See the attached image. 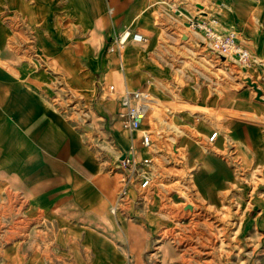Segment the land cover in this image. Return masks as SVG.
Listing matches in <instances>:
<instances>
[{"label": "rangeland", "instance_id": "rangeland-1", "mask_svg": "<svg viewBox=\"0 0 264 264\" xmlns=\"http://www.w3.org/2000/svg\"><path fill=\"white\" fill-rule=\"evenodd\" d=\"M23 1L22 13L17 0H0V32L14 28L30 47L20 44L21 64L30 71L37 59L35 72H45L52 92L47 97L40 87H27L50 107L52 125L68 129L62 139L50 137L48 149L69 170L55 171L57 182L35 195H44L41 221H29L27 229L52 234L47 246L40 244L54 251V263L88 264V251H98L99 264H264V0H141L138 17L126 27L146 41L128 45L120 57L109 50L112 32L106 31L108 7L112 15L116 10L112 0ZM79 3L88 5L84 24L77 19ZM175 3L181 6L175 9ZM209 7L248 50V60L212 53L186 27L181 15ZM35 30L53 47L37 49ZM133 46L142 50L140 57H127ZM6 83L0 80V99L11 92ZM125 89L151 95L141 125L153 132L151 147L141 145L140 131L122 127ZM6 114L0 105V118ZM74 138L92 153L95 171H83L90 167L87 157L74 164L58 157L62 149L79 150ZM7 139L0 133V178L15 142ZM131 140L137 159H149L146 190L121 165ZM95 183L109 189L108 217L84 215L85 207H101L100 200L83 199L84 184ZM28 204L26 199V209Z\"/></svg>", "mask_w": 264, "mask_h": 264}, {"label": "crops", "instance_id": "crops-1", "mask_svg": "<svg viewBox=\"0 0 264 264\" xmlns=\"http://www.w3.org/2000/svg\"><path fill=\"white\" fill-rule=\"evenodd\" d=\"M112 1L116 10L112 15V10L108 7L110 22L107 24L106 31L112 32L108 38H111L115 33L124 29L127 24L133 23L135 18L138 17L137 15H139L137 8L143 5L141 0ZM153 4V1H151L149 7L152 8ZM16 5V12L21 11L23 13L25 8L24 1L17 0ZM75 5L78 8L77 19L81 21V24H84L86 20L85 14H87L85 9L88 8V5L83 3H79L78 6L77 4ZM180 6V3L174 4L175 9H178ZM154 7L157 8L155 5ZM227 9L230 12L232 10L230 6ZM147 17L143 18L146 19ZM136 25L142 27V22L139 25L136 23ZM132 30L137 31L135 28H132ZM34 33V41L37 49L53 47L41 37L37 30ZM18 35L14 31V28H11L9 31L4 30L0 32V80H6L7 83L4 85H7L11 91L6 94V99H0V105L5 106L7 112L6 115H2L0 118V133L5 139L8 138L6 140L7 142H12V139L15 140L11 144V147H9L10 154L6 155L7 159L3 166H1V169L4 170V177L0 178V250L5 244H10L11 247L6 251H0V264H55L54 251L50 250L49 247H41L40 244L42 242L44 246H47L53 238L52 234L49 231L46 233L42 232V230L40 232L37 229L27 232V229L29 221H35L36 223L41 221L38 208L44 207V203H42L44 195L41 194V198L40 195H35L38 192H43L45 189L50 188L52 184L57 182L58 179L55 177V171L62 173L69 170L55 156L50 155L53 154V151H50L51 148L48 149V141H51L49 140L50 137L59 136L58 139H62L68 133V129L57 130L52 125L53 116L50 113V107L38 99L28 88L31 85L36 88L40 87L47 94V97H50L52 92L45 72L41 70L40 72L38 70L35 72V69H39L37 59L31 62L32 69L30 71L28 70L29 66L27 64H21V60L18 57L19 53L22 52L20 44L26 47L28 45H24V40L17 37ZM130 44L134 43H129L128 45ZM262 47L264 45L259 47L260 51H264ZM53 52L54 49L48 53L52 54ZM24 53L26 54L27 51H24ZM41 53L44 54V51H41ZM41 53L39 50L34 51L37 58L44 57ZM141 53L142 50L137 46H133L127 53V57H133L135 55L140 57ZM65 57L67 56L64 53L57 54L59 60L64 61ZM118 67L123 71L125 83L127 84L123 58H121ZM39 80H41V83ZM246 96V92L241 94V98ZM12 114L14 116L13 120ZM233 134H240L239 130L233 131ZM257 137L260 139V136ZM261 138V142H264V136L261 135ZM70 142H72V139ZM74 142L79 146L78 151L76 150L74 154L72 152L68 153L65 148L64 150L62 149L58 157L71 164H74L79 158L85 160L87 157L85 162H90L88 163L90 167L85 168L83 171L87 173L95 171L96 166L92 162V153L87 151L81 139L74 138ZM202 150L204 154H207L204 148ZM8 173L16 175H13L16 177L13 180H16L18 185L14 186V183L11 182L12 179H10L12 175ZM233 173L234 171L229 169L227 175L232 176ZM94 186L84 184L83 187L85 189H83V192L85 194H83V199L100 200L101 207H85L83 210L85 212L84 215L87 214L90 217H98L100 215L108 217L106 201L110 198L109 189L107 187L102 189L97 183ZM19 190L23 192L24 197L19 196ZM23 198L25 200L27 199L29 203L27 209L25 208V200ZM78 198L80 197L78 196ZM170 228V224L166 222L165 229ZM88 252H92L93 255L92 259L90 258L87 261L89 262L88 264H99L98 251Z\"/></svg>", "mask_w": 264, "mask_h": 264}, {"label": "built area", "instance_id": "built-area-1", "mask_svg": "<svg viewBox=\"0 0 264 264\" xmlns=\"http://www.w3.org/2000/svg\"><path fill=\"white\" fill-rule=\"evenodd\" d=\"M181 16L186 27L192 33L198 35L211 52L224 57L234 56L240 62L248 60V50L237 40L234 33L223 30V23L220 19L221 14L212 7L194 14H183ZM145 41L146 38L143 34L125 27L111 37L109 50L116 52L120 57L129 43L142 44ZM113 88V86H110V89ZM150 101L151 95L147 90L125 89L122 95L124 107V111L121 113L122 127L130 134L140 131V142L143 147H151L153 144V132L150 129H141ZM216 135L217 133L211 134L209 140L212 141ZM148 163V158H143L141 161L137 159L136 149L131 140L128 153L122 158L121 165L130 169L131 177L137 179L140 190H146L149 187L150 178L147 170L143 168Z\"/></svg>", "mask_w": 264, "mask_h": 264}, {"label": "bare ground", "instance_id": "bare-ground-1", "mask_svg": "<svg viewBox=\"0 0 264 264\" xmlns=\"http://www.w3.org/2000/svg\"><path fill=\"white\" fill-rule=\"evenodd\" d=\"M200 2V1H199ZM201 4H203V3H201ZM186 33V32H185ZM202 43H203V41H202ZM204 44V43H203ZM205 45V44H204ZM213 53V52H212ZM220 56V55H219ZM220 57H224V56H220ZM226 57H228V58H231L232 59V57H229V56H226ZM228 58H226L224 61H228L227 59ZM250 84V88H252V89H254V90H261L259 87H258V85L257 84H254V83H249ZM261 93V92H260ZM262 93L259 95V98H261L262 99ZM262 100H264V99H262ZM183 209H190V210H192V208H191V205H186V206H184V207H182ZM113 209V208H112Z\"/></svg>", "mask_w": 264, "mask_h": 264}]
</instances>
